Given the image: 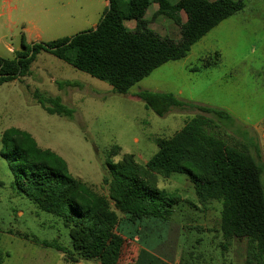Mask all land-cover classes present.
I'll return each instance as SVG.
<instances>
[{
    "label": "rangeland",
    "instance_id": "obj_1",
    "mask_svg": "<svg viewBox=\"0 0 264 264\" xmlns=\"http://www.w3.org/2000/svg\"><path fill=\"white\" fill-rule=\"evenodd\" d=\"M244 3L243 10L214 27L193 45L186 57L161 65L127 93L116 92L107 81L45 50L32 63L30 75L0 85L2 264L96 263L67 262L62 251L40 243L57 242L72 249L69 228L63 219L42 210L14 187L17 162L10 144L6 147L3 141V133L11 127L30 132L41 147L61 155L75 177L107 194L103 178L108 175V160L117 162L123 154L130 153L145 166L158 150L157 139L172 136L198 112L173 108L159 116L137 95L143 90L171 92L185 101L226 109L239 123L235 129L240 136L230 133L226 136L228 141L246 144L254 155L257 143L264 160V0ZM107 8L108 0H0V56L14 57L22 49L23 35L25 40H35L40 35L42 41L48 42L94 29ZM158 8L154 1L149 6L145 15L149 26L176 39L180 27L156 14ZM125 24L131 29L136 26L135 21ZM66 81L79 85L61 87L60 83ZM36 91L46 97H60L63 104L74 110L73 117L48 113L34 99ZM223 124L230 123L224 120ZM114 145L121 152L110 158ZM157 180L161 189L177 192L183 199L174 218L170 222L146 221L147 225L143 224L145 221L132 223L122 218L119 228L127 234L138 232L143 244L162 254L169 253L167 246L171 244L188 249L196 247V240L201 237L208 242L207 233L190 225L203 224L208 218L213 226L219 220L222 204L213 201L205 213L193 183L184 173L168 177L158 173ZM192 203H197L199 209ZM246 244V239L232 241L227 256L234 264L244 263ZM219 250L222 264H232Z\"/></svg>",
    "mask_w": 264,
    "mask_h": 264
},
{
    "label": "trees",
    "instance_id": "obj_2",
    "mask_svg": "<svg viewBox=\"0 0 264 264\" xmlns=\"http://www.w3.org/2000/svg\"><path fill=\"white\" fill-rule=\"evenodd\" d=\"M110 1V10L107 8L96 29L34 46L23 35L22 49L14 57L0 56V85L30 75L32 63L45 50L107 81L116 92L127 93L161 65L186 57L196 42L245 7L244 0ZM153 1L159 6L156 14L180 27L178 38L162 35L149 26L145 15ZM126 21H135L136 26L131 29ZM76 85L79 83H60L61 87ZM137 95L159 116L173 108L198 112L172 136L157 139L158 150L145 166L130 153L117 162L108 160V175L103 178L107 194L75 177L61 155L41 147L27 130L11 127L3 133V141L6 147L10 144L17 162L14 187L42 210L63 219L72 249L57 242L40 243L62 251L67 262L133 264L134 247L117 233L122 218L132 223L170 222L183 199L177 192L161 189L157 174L168 177L184 173L201 203L221 201L220 227L227 238L246 239L242 264H264V160L257 143L254 155L246 144L228 141L230 133L238 135L235 128L239 123L226 109L185 101L171 92L143 90ZM33 96L48 113L73 117L74 110L60 97H46L38 91ZM224 120L231 126L224 125ZM120 152L121 148L114 145L109 157ZM192 206L199 208L197 203ZM3 259L0 251V264Z\"/></svg>",
    "mask_w": 264,
    "mask_h": 264
},
{
    "label": "crops",
    "instance_id": "obj_3",
    "mask_svg": "<svg viewBox=\"0 0 264 264\" xmlns=\"http://www.w3.org/2000/svg\"><path fill=\"white\" fill-rule=\"evenodd\" d=\"M210 1H213V0H210ZM182 19L183 21L186 20L185 14H182ZM40 38H41L40 35H38L35 40H33L32 38L26 37V42L32 43L35 41H42ZM197 200H198V203L202 205V208L205 213L209 209L208 205L212 203L213 201L218 202L219 204L221 203V201L219 200H209L206 203H201L198 197H197ZM221 210H222V206H221ZM221 210H220L219 220L216 222V224H213V226L209 225L208 218H205L203 224H200V225L191 224L190 225L192 226V228L195 227L196 229H198L199 232L207 233L208 237H205V238L208 239V242H206L204 238L201 237L196 240V245H197L196 247L192 246V248H188V249H182V248H179L177 245L173 246L171 244L167 246L168 251H169L168 254H162L160 252L154 251L152 248L143 244L141 242V238L138 236V232H135L136 235L127 234L128 232L123 231L120 228H118L117 233L120 234L125 240H127L128 243H130L134 247L135 257H134L133 264H222L220 254L218 252L219 249L222 250L223 252L222 255L225 256V259L226 260L227 258L231 259L233 261L232 264H234V260L228 257L227 255H228V252L230 251V246L232 245V241L233 240L239 241V239L235 237L227 238L225 233L221 230V227H220ZM143 224L147 225L148 223L145 222ZM203 241H205V243L202 246ZM95 262H96L95 264H105L100 260H96Z\"/></svg>",
    "mask_w": 264,
    "mask_h": 264
},
{
    "label": "water",
    "instance_id": "obj_4",
    "mask_svg": "<svg viewBox=\"0 0 264 264\" xmlns=\"http://www.w3.org/2000/svg\"><path fill=\"white\" fill-rule=\"evenodd\" d=\"M110 8H111V1L109 0V1H108V10H110ZM96 28H97V27H95V29H96ZM71 40H72V39H70V40L68 41V43H70ZM40 42H41V41H35V42H32V46H34L35 43H40ZM44 45L47 46L45 43H44ZM32 53H33V51H31L30 55H32Z\"/></svg>",
    "mask_w": 264,
    "mask_h": 264
}]
</instances>
